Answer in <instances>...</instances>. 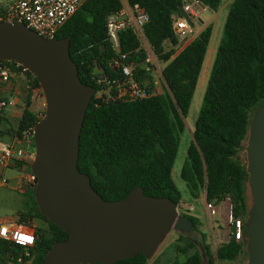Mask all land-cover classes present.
I'll list each match as a JSON object with an SVG mask.
<instances>
[{
	"label": "trees",
	"instance_id": "1",
	"mask_svg": "<svg viewBox=\"0 0 264 264\" xmlns=\"http://www.w3.org/2000/svg\"><path fill=\"white\" fill-rule=\"evenodd\" d=\"M129 6L138 3L148 15L142 27L150 51L163 64V91L135 101L96 104L92 96L79 135L77 169L87 174L93 190L106 201L125 197L140 186L153 197H168L179 204L180 192L171 172L177 155L185 118L202 69L212 27L207 26L178 51L182 43L174 34L172 23L181 16L179 8L186 0H124ZM215 13L221 0H192ZM122 0H85L79 9L58 29L54 38L69 37V54L78 76L86 85L98 89V79L120 78L109 66L117 57L107 35V17L119 11ZM119 53L135 66V79L149 75L144 69L146 51L131 27L118 33ZM8 65L15 63L0 61ZM29 76L31 89L37 80ZM264 106V0H232L222 29V37L207 79L192 139L182 164L180 178L189 195L197 199L203 191L208 203L229 199L234 228L239 235L222 242L215 251L219 262H232L245 253L244 223L248 214L246 163L238 158L243 149L251 118ZM25 111L18 135L33 126L42 116ZM31 145L34 148L33 139ZM28 196L29 207L18 215L19 221L37 220V238L28 249L29 264H42L51 246L68 235L47 221L38 211L34 190ZM189 218L197 231L199 220ZM200 238L181 237L185 245L177 246L182 260L170 264H203L201 251L210 260L205 233ZM193 250L190 254L189 251ZM20 246L0 240V264L22 254ZM142 254L119 260L115 264H147ZM100 264V263H96ZM241 264V263H240ZM243 264V263H242ZM245 264V263H244Z\"/></svg>",
	"mask_w": 264,
	"mask_h": 264
},
{
	"label": "water",
	"instance_id": "2",
	"mask_svg": "<svg viewBox=\"0 0 264 264\" xmlns=\"http://www.w3.org/2000/svg\"><path fill=\"white\" fill-rule=\"evenodd\" d=\"M179 10L193 26L183 7ZM69 42V37L44 38L21 21H0V61L26 69L44 98V114L32 136L34 201L39 213L68 235L51 246L42 264H115L137 254L148 260L170 231L191 233L193 223L170 198L145 195L140 186L106 201L79 172V135L95 89L81 82ZM245 150L252 196L242 234L245 264H264V106L251 118Z\"/></svg>",
	"mask_w": 264,
	"mask_h": 264
},
{
	"label": "built area",
	"instance_id": "3",
	"mask_svg": "<svg viewBox=\"0 0 264 264\" xmlns=\"http://www.w3.org/2000/svg\"><path fill=\"white\" fill-rule=\"evenodd\" d=\"M85 0H4L3 7L0 8V21H21L29 29L35 31L44 38H54L58 29L80 8ZM187 2L183 10L189 15L193 26H189L182 16H176L172 23L173 32L176 37L184 42L193 33L192 28L198 22L200 5L196 2ZM198 8V12L193 8ZM126 8L130 11L131 20L124 17ZM148 21V15L144 8L138 3L129 6L125 1L119 11L107 17V35L114 48L117 57L111 58L109 66L120 72V78L98 79V89L94 91L95 103L102 104L113 101H135L160 94L157 91L156 79H162L161 71L156 66V59L152 53L146 50L144 59V69L149 73L147 77L138 81L134 76V64L127 61L126 54H120L118 46V33L127 27H131L137 37L142 36V27ZM14 66L27 71L23 67ZM8 64L0 62V78L5 81L8 78ZM36 97L44 102L43 93L39 86L35 89ZM162 93V92H161ZM14 105V99L0 101V109ZM34 126V125H33ZM33 126L26 129L22 134L24 141L31 142L33 136ZM34 157L33 150L24 149L23 146H0V168L7 169L12 166H22L30 164ZM6 181L0 178V186ZM36 177L29 170L23 171L17 178L16 190L28 192L34 190ZM205 207L210 214L215 215L218 210L213 203L205 201ZM236 236L239 235V223L236 222ZM37 238V228L33 220L3 222L0 219V240L22 247V254L6 264H29L31 255L28 251Z\"/></svg>",
	"mask_w": 264,
	"mask_h": 264
},
{
	"label": "rangeland",
	"instance_id": "4",
	"mask_svg": "<svg viewBox=\"0 0 264 264\" xmlns=\"http://www.w3.org/2000/svg\"><path fill=\"white\" fill-rule=\"evenodd\" d=\"M124 2V0H122ZM232 0H221L220 5L215 13L210 15L206 14L204 10L202 16L198 15V22L192 28L193 33L189 35L188 39L182 42L178 48V51L182 49L188 40L194 38L200 31L207 26L212 27V34L208 44V48L205 54L204 62L201 72L197 81L196 88L193 93V97L188 109L187 116L184 120L185 129L180 136L177 155L172 167L171 177L180 192L181 201L177 206V211L180 215L194 216L199 220L197 225V231L191 233H178L170 231L161 243L156 248L155 252L148 259L147 264H170L174 260H182L183 254L177 252V246L183 247L185 245L181 237L195 239L200 238L199 232L205 233V243L209 247L211 264H244L246 263L247 255L242 253L237 260L232 262H219L215 258L216 248L222 243L228 240L232 234L236 235V227L234 228L232 220V204L229 199H224L218 204H214L217 207L218 212L215 215L209 213L205 207V194L202 191L197 199L190 197L185 183L180 178V171L182 164L186 158V151L188 145L192 139V131L194 129V123L201 106L202 98L206 88L207 79L211 70V66L215 57L217 46L222 37V29L225 22V18ZM4 0H0V8L3 7ZM140 45L142 49L148 53H152L143 36L139 37ZM157 72L162 68L163 64L156 62ZM156 87L158 93L163 91L164 82L162 79H156ZM243 149L238 153L240 161L247 162V154L245 150L246 140L243 142ZM21 172L12 169L0 168V178L6 181L5 184L0 186V219L3 222H15L19 220L18 215L27 211L29 207L28 196L31 192H20L16 190L17 178ZM246 199L248 207L252 205L251 191L246 185ZM35 227L45 226L41 222L34 220ZM193 250L189 251V254ZM203 264H209L208 259L204 256Z\"/></svg>",
	"mask_w": 264,
	"mask_h": 264
},
{
	"label": "crops",
	"instance_id": "5",
	"mask_svg": "<svg viewBox=\"0 0 264 264\" xmlns=\"http://www.w3.org/2000/svg\"><path fill=\"white\" fill-rule=\"evenodd\" d=\"M198 12V8L194 7ZM202 16L203 13L199 12ZM124 17L131 20L130 11L126 8ZM193 38L189 39L192 40ZM9 74L7 80L0 78V101L14 99V105L0 109V146H23L24 149L33 150L29 140L24 141L22 135H18L25 111H29L34 117H40L44 112V102L36 97V91L29 86V76L26 71L14 65H8ZM9 169L20 171L29 170V165L12 166ZM19 176V175H18Z\"/></svg>",
	"mask_w": 264,
	"mask_h": 264
}]
</instances>
